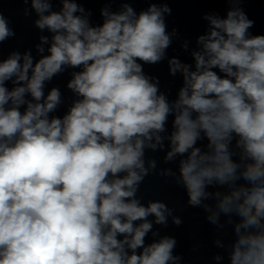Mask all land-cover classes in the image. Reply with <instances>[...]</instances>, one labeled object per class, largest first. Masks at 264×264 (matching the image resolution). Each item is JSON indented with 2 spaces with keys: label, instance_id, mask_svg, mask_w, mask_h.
<instances>
[{
  "label": "clouds",
  "instance_id": "9594fccd",
  "mask_svg": "<svg viewBox=\"0 0 264 264\" xmlns=\"http://www.w3.org/2000/svg\"><path fill=\"white\" fill-rule=\"evenodd\" d=\"M227 2L225 18L202 14L207 30L196 37L192 70L167 57L180 38L168 31L167 0L138 14L127 2L117 12L103 7L97 26L76 0H57L58 11L52 0H31L35 28L51 36H39L38 59L31 50L0 59V264H182L176 238L153 231L149 217L165 228L169 217L177 227L182 219L138 196L150 174L171 178L218 230L232 226L227 246L213 241L228 264H264V34L249 32L246 0ZM10 25L0 8V45L15 36ZM165 59L170 76H182L174 101L144 71ZM68 69L75 99L62 117L51 115L61 91L45 95L46 83ZM165 140L162 162L176 171L146 159ZM150 232L159 238L146 244Z\"/></svg>",
  "mask_w": 264,
  "mask_h": 264
}]
</instances>
